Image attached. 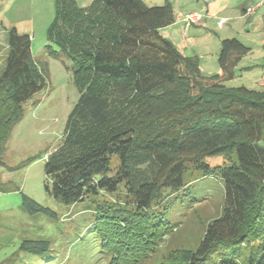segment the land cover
Returning <instances> with one entry per match:
<instances>
[{
  "label": "trees",
  "instance_id": "16d2710c",
  "mask_svg": "<svg viewBox=\"0 0 264 264\" xmlns=\"http://www.w3.org/2000/svg\"><path fill=\"white\" fill-rule=\"evenodd\" d=\"M55 9L49 45L74 61L79 98L62 143L47 156L46 190L65 204L88 200L94 251L86 263L70 262L38 238L2 264H135L178 228L181 212L206 198L214 178L196 183L211 174L221 182L222 213L195 249L165 264H264V88L226 84L252 47L223 39L221 72L205 75L197 56L161 32L175 22L169 2L55 0ZM46 84L31 36L13 28L0 72V163L23 104ZM232 153L231 165L206 161ZM193 170L201 172L195 181ZM24 205L55 216L26 195Z\"/></svg>",
  "mask_w": 264,
  "mask_h": 264
},
{
  "label": "rangeland",
  "instance_id": "374dc122",
  "mask_svg": "<svg viewBox=\"0 0 264 264\" xmlns=\"http://www.w3.org/2000/svg\"><path fill=\"white\" fill-rule=\"evenodd\" d=\"M77 1L81 6H88L93 0ZM145 2L148 5L171 3L176 23L166 27L163 35L173 37L174 44L184 55H202L204 58L198 59L205 75L221 72L215 53L218 51L219 56L223 39L238 37L252 46V52L236 67L235 77L226 84L245 85L256 90L264 88V9L253 16H246L242 11L244 4L255 6L253 0ZM204 5L209 6L210 17L202 13ZM192 12H200L206 18L186 33L182 18ZM55 13V0H0V72L8 54L9 32L16 28L19 33L31 36L33 56L43 67L47 82L43 90L23 104L24 116L13 129L3 163H0V264L9 261L23 241L38 238L50 240L52 248L66 253L70 262L86 263L87 255L94 251L91 246L93 234L89 232V220L86 219L91 215L86 207L88 200L75 205L65 204L46 190L49 183L45 173L47 156L62 143L67 119L79 98L73 79L74 61L62 52L52 53L49 45L48 28ZM222 19H226L225 23L219 26ZM118 161L114 156L112 167L117 166ZM206 161L215 167L231 165L237 162V155L208 157ZM200 175L199 170H193L190 177L194 179ZM216 177L211 174L197 180L196 185L214 178L213 188L206 192V198L181 212L178 228L164 233L151 252L135 264H165L178 258L183 249L196 248L206 226L223 210L224 195ZM24 195L49 208L55 216L44 212L30 213L24 205ZM18 257L22 259L23 253Z\"/></svg>",
  "mask_w": 264,
  "mask_h": 264
},
{
  "label": "crops",
  "instance_id": "0c3cea01",
  "mask_svg": "<svg viewBox=\"0 0 264 264\" xmlns=\"http://www.w3.org/2000/svg\"><path fill=\"white\" fill-rule=\"evenodd\" d=\"M215 1H217V0H215ZM253 2L255 3V7H256V11H255V13L254 14H252V15H247L246 13H245V10H246V7L248 6V5H254V4H251V3H248V4H244V5H242V11H243V13L246 15V16H253V15H256L260 10H262V9H264V0H253ZM201 10L203 11L202 13H205V15H206V17H210V14L209 13H207V12H209L210 10H209V6L208 5H204V6H202L201 7ZM175 14V13H174ZM186 16V15H185ZM185 16L182 18V22L185 24V32L187 33V32H189L190 31V29H191V27L192 26H194V25H199V23H191V24H188L187 23V21L185 20ZM206 17H204V19L206 18ZM175 23H176V16H175V22L172 24V25H175ZM201 23V22H200ZM169 26H171V25H169ZM169 26H167V27H169ZM166 27H164V28H162L161 29V32L165 29ZM162 34H163V32H162ZM164 36V35H163ZM173 37H171V38H168V39H170L172 42H173V39H172ZM231 38H233V37H231ZM226 39V38H225ZM240 39V38H239ZM263 41H264V39H263ZM244 42V41H243ZM174 43V42H173ZM245 43V42H244ZM246 44V43H245ZM246 45H248V44H246ZM220 46H221V42H220ZM248 46H250V45H248ZM252 47V46H251ZM220 48V47H219ZM250 52H252V51H250ZM249 52V53H250ZM201 55V54H200ZM215 55H216V57H217V61H218V51H216V53H215ZM247 55V54H246ZM188 56H197V57H201V56H199V55H197V53H195V55H188ZM245 56V55H244ZM244 56H242V58H241V60L238 62V64L236 65V67L237 66H239L240 65V63H241V61L243 60V57ZM203 57V56H202ZM204 58V57H203ZM199 62H200V68H201V70H202V63H201V60H199ZM219 64V63H218ZM236 67H235V69H236Z\"/></svg>",
  "mask_w": 264,
  "mask_h": 264
},
{
  "label": "built area",
  "instance_id": "2783aa9c",
  "mask_svg": "<svg viewBox=\"0 0 264 264\" xmlns=\"http://www.w3.org/2000/svg\"><path fill=\"white\" fill-rule=\"evenodd\" d=\"M256 11V7L255 6H248L245 10V13L247 15H252L254 14ZM204 19V16L200 13V12H192L189 14H186L185 16V20L187 21L188 24L191 23H200L202 20ZM226 19H222L218 22V25L221 26L225 23Z\"/></svg>",
  "mask_w": 264,
  "mask_h": 264
}]
</instances>
